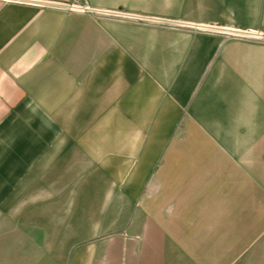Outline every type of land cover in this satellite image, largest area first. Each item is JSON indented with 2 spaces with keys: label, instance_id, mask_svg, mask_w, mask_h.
Segmentation results:
<instances>
[{
  "label": "crops",
  "instance_id": "crops-1",
  "mask_svg": "<svg viewBox=\"0 0 264 264\" xmlns=\"http://www.w3.org/2000/svg\"><path fill=\"white\" fill-rule=\"evenodd\" d=\"M0 264H264V0H0Z\"/></svg>",
  "mask_w": 264,
  "mask_h": 264
}]
</instances>
